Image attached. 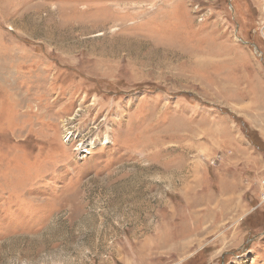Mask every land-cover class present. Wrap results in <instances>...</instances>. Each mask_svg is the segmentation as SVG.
<instances>
[{
  "label": "rangeland",
  "instance_id": "obj_1",
  "mask_svg": "<svg viewBox=\"0 0 264 264\" xmlns=\"http://www.w3.org/2000/svg\"><path fill=\"white\" fill-rule=\"evenodd\" d=\"M0 264H264V0H0Z\"/></svg>",
  "mask_w": 264,
  "mask_h": 264
},
{
  "label": "crops",
  "instance_id": "obj_2",
  "mask_svg": "<svg viewBox=\"0 0 264 264\" xmlns=\"http://www.w3.org/2000/svg\"><path fill=\"white\" fill-rule=\"evenodd\" d=\"M245 148V147H244ZM231 162H236L235 163V165H232V167H235L236 166V164H238V162H240L239 160H237V158L236 159H232V160H230ZM230 173V172H229Z\"/></svg>",
  "mask_w": 264,
  "mask_h": 264
},
{
  "label": "bare ground",
  "instance_id": "obj_3",
  "mask_svg": "<svg viewBox=\"0 0 264 264\" xmlns=\"http://www.w3.org/2000/svg\"><path fill=\"white\" fill-rule=\"evenodd\" d=\"M71 134V133H70ZM70 134H68L67 136H66V139L67 140H69L71 137H72V135H70ZM109 142V141H108ZM108 142H106V144L108 143ZM83 150H86V149H83Z\"/></svg>",
  "mask_w": 264,
  "mask_h": 264
},
{
  "label": "trees",
  "instance_id": "obj_4",
  "mask_svg": "<svg viewBox=\"0 0 264 264\" xmlns=\"http://www.w3.org/2000/svg\"><path fill=\"white\" fill-rule=\"evenodd\" d=\"M245 128V130H246V127H244ZM248 136V135H247ZM254 144V143H253ZM255 145V144H254Z\"/></svg>",
  "mask_w": 264,
  "mask_h": 264
}]
</instances>
